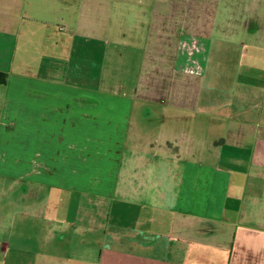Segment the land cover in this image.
<instances>
[{
	"label": "crops",
	"instance_id": "obj_1",
	"mask_svg": "<svg viewBox=\"0 0 264 264\" xmlns=\"http://www.w3.org/2000/svg\"><path fill=\"white\" fill-rule=\"evenodd\" d=\"M246 1L0 0V264H264ZM116 12L141 28L130 98L102 84Z\"/></svg>",
	"mask_w": 264,
	"mask_h": 264
},
{
	"label": "rangeland",
	"instance_id": "obj_2",
	"mask_svg": "<svg viewBox=\"0 0 264 264\" xmlns=\"http://www.w3.org/2000/svg\"><path fill=\"white\" fill-rule=\"evenodd\" d=\"M155 1L156 0H144V2L141 0H101V7L102 9L109 10L114 7L126 5L140 6L142 3L152 4ZM158 1H160L162 4H169L174 0H157V2ZM218 1L221 5V0ZM261 3H264V0H261ZM246 4L245 11L248 14L246 13L244 19L249 20V18H252L254 14L255 2L254 0H249L246 1ZM109 16V13H104L102 16L103 19L106 18V21L111 20L110 25L112 27L111 34H107L110 42L108 43V47L110 46L112 49H108V55L103 62L102 84L103 86L107 87L111 86L110 88L112 89V94L113 91L118 95L128 94L127 97L130 98L132 93L130 87L131 84H133L137 79L141 63L139 50L141 46V28L137 25L138 22L136 19L133 18L132 15H129V13L120 15L116 12L115 16L111 17L112 19ZM101 23L103 24L102 19ZM101 23H96L94 29L97 33H101L100 35L104 37V35H106V33H104L105 28H103L101 31ZM119 30L124 31L125 34L123 35L121 33L122 31ZM117 31H119V33H117ZM114 51L117 53L115 54ZM123 85H126L127 87Z\"/></svg>",
	"mask_w": 264,
	"mask_h": 264
}]
</instances>
